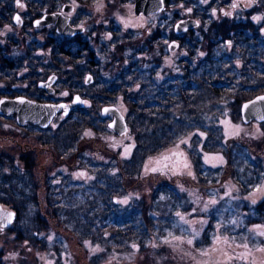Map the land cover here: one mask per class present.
I'll return each mask as SVG.
<instances>
[{"label":"trees","instance_id":"trees-1","mask_svg":"<svg viewBox=\"0 0 264 264\" xmlns=\"http://www.w3.org/2000/svg\"><path fill=\"white\" fill-rule=\"evenodd\" d=\"M64 1L67 0H61ZM164 1L168 4V0ZM231 2H187L199 22V28L193 29L189 37L180 42L184 55L168 68L160 62L163 49L158 56L154 50L156 44L152 35L141 43L138 50L134 49L127 57L124 56L122 65L116 70L110 68L108 76L101 75L102 64L90 56V50L80 48L74 51L68 44L63 46V43L71 42L69 39L59 40V43L55 40L57 44L51 55L59 65L58 75L63 76L60 81L73 93L83 96L88 104L64 118H56V126L40 130L38 140L50 145L59 156H71L79 149L87 131L111 132L101 114L102 106L121 108L120 105H123L126 132L133 143L126 157L113 161L115 172H111L109 165L107 168L102 163L89 164L97 170L93 183L74 180L68 175L44 178V201L57 223L80 242L89 240L100 245L101 250L92 255L90 264H99L117 252L122 257L132 250H145L151 236L162 234V227H168V220L164 224L162 216L168 211V190L174 189V186L166 182L152 187L148 203L145 198H134L129 204L118 206L116 196L127 193L125 180L140 174L147 157L175 145L194 131L193 121L208 114L214 115L219 109H229L233 117L241 122V104L264 93V35L261 34L264 22H234L230 16L217 20L212 14L214 9L228 8ZM54 4L46 3L43 8H53ZM247 27L251 31H246ZM110 30L113 31L112 44L115 47L136 38L132 32L120 31L117 25ZM109 49L107 46L103 51ZM69 65L72 71L67 69ZM87 72H91L94 79L88 86L82 80ZM16 91L25 95V91ZM7 93L13 94L11 90ZM28 96L42 102L52 99L42 92L29 93ZM9 121L16 123L13 115L0 116V129ZM259 125L264 130V122ZM233 145L240 147L246 144L238 140L225 142L222 152L229 163ZM205 150L215 152L220 149L206 145ZM79 153L77 162L87 167L86 159L81 160ZM9 155L0 152V203L12 209L15 217L3 228L8 229L15 239L26 240L32 245L41 240L40 245L47 246V239L41 233V228L46 229L48 224L41 214L38 181L32 176L28 161L21 158L23 163L16 162ZM86 156L90 157L89 154ZM193 159L196 165L195 157ZM229 168L233 174L232 168ZM86 188L92 192L86 191ZM159 193L161 198H157ZM242 208L246 223H264V196ZM212 226L211 222L205 226L204 233L195 243L196 247L209 243ZM55 250L59 253L57 247ZM0 264H5L1 252ZM56 264H62L59 256Z\"/></svg>","mask_w":264,"mask_h":264},{"label":"rangeland","instance_id":"rangeland-1","mask_svg":"<svg viewBox=\"0 0 264 264\" xmlns=\"http://www.w3.org/2000/svg\"><path fill=\"white\" fill-rule=\"evenodd\" d=\"M73 1L76 4L73 15L90 13L89 18L78 22V26L86 28L82 35L89 37L94 46H98L99 41L96 38L103 37L102 31L110 19L119 22L124 31L134 29L131 32L136 31L139 34L137 36L135 32L137 38L130 43H122L108 51H94V58L102 64L101 75L108 76L110 68L116 70L121 66L122 58L127 57L134 49L138 50L150 35H154L152 40L156 44L154 50L157 56L163 49L164 55L160 62L167 68L175 65L178 58L184 55L179 45L169 50L168 45L172 39L165 41L162 47L159 40H156V30L160 26L170 34L173 30L171 15L174 16L175 12L179 13L180 18H194L187 2L174 6L167 4L157 14L139 16L133 12V3L124 0H96L87 4ZM234 4L237 7L222 9L221 12H215V16L225 17L235 11L236 15L251 17L253 24H263L264 0H235ZM198 28L199 23L194 29ZM261 30L264 35V30ZM7 33L5 31L0 34V41L6 39ZM49 33L48 29L39 35L32 30L28 33L16 30L12 32L26 45L31 39L45 42ZM44 54L46 57L47 48ZM51 69L52 65L46 67L48 71ZM61 79L62 77L57 80L55 97H71L73 92L69 91ZM2 86L5 85L0 81V87ZM120 106L119 109L124 113V106ZM259 124L255 121L244 124L235 119L229 109H219L214 115L208 114L193 121L191 125L194 126V131L182 137L175 145L147 157L140 174L125 180L127 193L116 196L118 206L123 207L134 198H145L148 203L152 187L166 182L174 186V189L168 190L167 207L170 211L162 216L164 224L168 220L169 225L162 227V234L151 236L145 250H132L122 257L117 252L99 264H264V235H261L264 233V223H246L243 213L245 210L242 208L246 204L250 206L256 203L264 196V130ZM19 129L16 123H4L0 129V152H6L14 161L23 163L21 155L26 142H29V151L38 144L33 137L25 139ZM234 140L246 145L231 147L232 159L229 163L222 150L225 142ZM132 144V138L127 132L117 135L112 131H87L80 142V153L83 155L81 160L86 159L87 167H82L78 162L76 167L72 157L61 161L57 155L54 154V157L44 148H36L33 171L42 198L41 214L48 224L46 229L41 228V233L45 235L48 243L42 247L41 240L32 245L26 240L15 239L8 229L0 226V252L3 262L56 264L59 256L62 264H90L92 255L101 250L100 245L89 240L80 242L69 230L57 223L44 201V178L61 169L70 171L68 176L74 180H88L93 183L97 170H93L89 164L102 163L107 168L111 166V172H115L113 161L126 157L132 150ZM206 145H214L221 151L208 152L205 150ZM88 154L90 157L86 156ZM193 157L197 161L196 165ZM229 166L233 174L230 173ZM85 190L92 192L90 188ZM157 198H161V193ZM209 222L213 225L209 232V243L198 248L195 243ZM39 236L41 237L40 234ZM56 247L59 253L55 250Z\"/></svg>","mask_w":264,"mask_h":264},{"label":"flooded vegetation","instance_id":"flooded-vegetation-1","mask_svg":"<svg viewBox=\"0 0 264 264\" xmlns=\"http://www.w3.org/2000/svg\"><path fill=\"white\" fill-rule=\"evenodd\" d=\"M78 3L81 4H87L89 2H93V0H75ZM96 1V0H94ZM126 2H134L133 0H124ZM192 0H168V6H174L177 4H182L185 2H190ZM50 2H56L53 5V8H43L46 3ZM235 0H232L230 6L228 8H232V5L234 4ZM19 5H23L22 7ZM19 5L17 3V0H0V34L4 33L5 31L7 33L6 39L2 42L0 41V81L5 85L0 87V99L1 98H9L13 99L16 97H24L32 101L40 102V103H59V102H71L74 95H79L83 99V105L88 104L87 101L84 100V97L81 96L79 93H72L71 97L68 98H62V97H55V94L57 92L56 88V83L57 80L63 76H59L58 73L60 72V69L58 70V66L56 65L57 62L55 61L54 57L51 55V50L54 48V46L57 44L55 40H62V39H69L71 42H65L63 43V46H67V44L75 51L80 48H86L90 50L92 53L90 54L91 57L94 58L95 53L94 51L97 50H104L108 46L110 49L115 47L113 43V31L110 30V28L114 25H117L118 29L120 31H124L122 26L120 25L119 22L114 21L110 19L109 23L105 25V28L102 32H104L103 37H97L96 40L98 46H94L91 43V39L89 37L83 36L82 33L85 31V27L83 26H78V22H80L83 19L89 18V12H84L83 14L80 13V15L73 13L76 11L75 7L76 4L74 3L73 0H67L64 2H61V0H19ZM164 5L166 6L167 4L164 1ZM164 6V7H165ZM51 9V10H48ZM225 9V8H223ZM56 11H61L65 16L69 18V22L73 27L76 28H83V30L80 33L75 34L74 36L71 37H66L58 34L56 32V26L54 24L47 25V26H34V21L38 18H40L43 14L45 13H52ZM222 9L220 10H215L212 12V14L215 16V12H221ZM235 11L230 12L228 16H230L234 22L237 21H243V22H248L252 23L251 17H246L241 14H234ZM18 14L21 17V24H17L14 21V15ZM152 14H157V13H152ZM150 14V15H152ZM73 15V16H72ZM150 16V15H144L143 13H140L139 16ZM241 15V16H240ZM172 19L170 20L172 24V31L170 34L166 33L165 30H162L160 26H157L156 30V40H159V44L165 45L164 42L167 41L168 39H172L171 43H174L173 49L177 47V45L180 44L181 41L187 39L189 37L190 32L195 28L193 27L192 29H188L186 31L182 32H175L174 26L175 24L183 20L185 18H180L179 13L175 12L174 16L171 15ZM245 17V18H244ZM215 18L218 20L220 17L215 16ZM197 21L198 25V20L197 18H191ZM264 22V21H263ZM15 26V27H14ZM6 29V30H4ZM48 29L49 34L47 36V39H45V42H40L36 39H31L27 45L22 42L21 40H18L12 32L13 30H16L18 32H25L28 33L30 30L41 34L44 30ZM264 30V25L262 27ZM134 29H126L127 32H131ZM246 31H251L249 27L246 28ZM136 32V31H135ZM134 32V33H135ZM173 32V33H172ZM133 33V32H132ZM133 33V34H134ZM137 33V32H136ZM136 35V34H134ZM139 34L137 33V36ZM136 36V38H137ZM154 36V35H153ZM127 38V37H125ZM135 38V39H136ZM123 43H130V41H126ZM122 43H119L118 45L120 46ZM169 44V45H170ZM168 45V48H169ZM117 47V46H116ZM45 48L48 49V54L45 57L44 51ZM71 49V50H72ZM169 49V50H173ZM49 57V58H48ZM45 59H47V62H45ZM97 60V59H96ZM69 62V60H68ZM71 62V61H70ZM76 62V61H75ZM52 65L53 69L50 71L46 70V67ZM56 65V66H55ZM67 69L72 71V66L69 65L67 66ZM65 70V69H64ZM46 74V75H45ZM90 76V82L86 83L85 78L86 76ZM50 77H54V80L50 84H43L48 81ZM83 83L88 86L90 85L94 79L92 76L91 72H87L83 78ZM8 90H11L13 94L9 95L7 92ZM16 90L24 92V94H19ZM70 91V88H69ZM44 93L46 95H49L50 98H52L50 101L42 102L39 101L38 99L32 98L28 96L29 93ZM73 92V91H71ZM83 107V106H82ZM81 107V108H82ZM80 109V108H79ZM79 109H73L67 114H63L62 112L57 113L54 118L52 119L51 123L47 126H56L55 120L56 118H61V117H66L70 115L71 113L79 110ZM7 115H13L15 118V113L10 112L6 113L0 116H7ZM103 117L106 118V123L108 127V122L111 120L112 116H106L102 115ZM17 124V123H16ZM18 126V125H17ZM21 129V133L24 136L25 139H29L31 137L34 138L35 142L38 145H35L34 147L30 148L31 151H29V142H26V145L22 149V159L24 161H28L30 166V171L32 176L34 174L33 168H34V163H35V150L36 148H44L46 151L51 152L53 155H57L58 158L61 161H67L69 157H72V160L76 167H77V152L80 151V145L79 149L75 152L72 153L71 156L68 157H62L59 156L50 145L44 144L42 141L38 140V135L40 134V130H43L45 128L39 127L37 125H33L29 122L24 123L22 126H19ZM36 132V133H35ZM34 152V153H33ZM80 157L83 155L81 153ZM54 155V157H55ZM31 161V162H30ZM70 171H62L61 169L56 170V172L47 175L49 177H58L60 178L61 176H66L69 175Z\"/></svg>","mask_w":264,"mask_h":264},{"label":"water","instance_id":"water-1","mask_svg":"<svg viewBox=\"0 0 264 264\" xmlns=\"http://www.w3.org/2000/svg\"><path fill=\"white\" fill-rule=\"evenodd\" d=\"M133 12L135 15L143 13L150 15L152 13H159L164 9V0H133ZM19 16V20L16 17ZM14 21L19 25L22 23L21 17L18 14L14 15ZM54 24L56 32L62 36L71 37L80 33L83 28L73 27L69 18L61 11L52 13H45L40 18L34 21V26H47ZM197 26V21L191 18H186L178 21L175 26V32H182L192 29ZM175 45L174 43H172ZM169 45V49H173V45ZM54 77H50L47 82L43 84H50ZM85 82H90V76L87 75ZM264 93L257 94L251 99L244 101L240 106V117L244 124L252 121L261 123L264 122ZM83 106V99L79 95H74L71 102L59 103H40L29 100L24 97H16L13 99L1 98L0 99V115L14 112L15 122L18 126L29 122L33 125L45 128L47 127L54 116L62 112L67 114L73 109H79ZM101 114L112 116L108 122V128L117 135H122L127 131V122L121 110L114 105H104L101 107ZM15 213L12 209L4 207L0 203V226H7L12 222Z\"/></svg>","mask_w":264,"mask_h":264},{"label":"snow or ice","instance_id":"snow-or-ice-1","mask_svg":"<svg viewBox=\"0 0 264 264\" xmlns=\"http://www.w3.org/2000/svg\"><path fill=\"white\" fill-rule=\"evenodd\" d=\"M17 3H18V5H19V0H17ZM19 6L22 7L23 5H19ZM232 7L235 8V7H237V5H236V4H233ZM16 19L19 20V16H17ZM257 19H258V18H257ZM262 99H264V98H262ZM254 202H255V201H254ZM181 219H183V217H181ZM261 235H264V233H261ZM188 242L191 243L192 241H188Z\"/></svg>","mask_w":264,"mask_h":264}]
</instances>
